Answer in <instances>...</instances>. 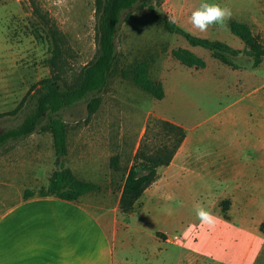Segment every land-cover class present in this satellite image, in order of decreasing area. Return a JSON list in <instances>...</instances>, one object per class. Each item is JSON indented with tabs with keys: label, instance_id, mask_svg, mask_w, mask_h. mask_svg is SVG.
<instances>
[{
	"label": "rangeland",
	"instance_id": "rangeland-1",
	"mask_svg": "<svg viewBox=\"0 0 264 264\" xmlns=\"http://www.w3.org/2000/svg\"><path fill=\"white\" fill-rule=\"evenodd\" d=\"M201 2L142 0L122 13L117 60L97 93L98 109L91 112L82 100L58 114L67 131L61 164L99 185L85 196L98 200L94 207L121 214L117 202L130 167L142 153L169 155L185 133L175 167L164 175L167 166L159 169L157 182L124 215L125 222L132 230L149 224L151 232L166 233L169 250L158 251L156 264H264V53L256 65L230 29L233 21L247 24L264 50V0H204L232 12L223 26L206 32L190 23ZM97 9V0H0V130L21 123L41 80L61 75L66 86L79 82L99 56ZM43 17L64 38L56 66L49 62V41L36 36L35 26L43 30L47 22ZM169 17L176 20L175 30L166 25ZM186 34L209 45H191ZM177 49L193 52L206 66L183 63L174 55ZM141 61L150 79L162 84L163 99L123 76ZM46 122L1 147L0 212L27 189L39 195L59 169L53 136L42 127ZM197 205L217 218L213 227L197 219ZM196 244L205 251L198 262H190L191 250L176 249Z\"/></svg>",
	"mask_w": 264,
	"mask_h": 264
},
{
	"label": "trees",
	"instance_id": "trees-1",
	"mask_svg": "<svg viewBox=\"0 0 264 264\" xmlns=\"http://www.w3.org/2000/svg\"><path fill=\"white\" fill-rule=\"evenodd\" d=\"M140 1L142 0H97L98 58L85 68L79 82L73 87L61 83V80H63L61 75H54L51 78L41 80L39 82L40 87H37L36 92L32 95L34 100L31 104L32 107L25 113L21 123L6 130H0L1 149L11 140L15 141L33 134L37 127L47 119L42 127L50 131L53 136L57 163L60 167L53 172L48 185L40 189V196H56L68 201H77L80 197L100 189L96 183L80 179L71 169L62 166V158L67 154V131L65 123L58 117V114L65 107L82 100L88 101V108L91 112L98 109L100 98L97 93L107 85L117 60L115 37L122 13L131 9ZM43 19L47 22H44L43 30L35 26L36 36L49 41L53 54L49 62L51 65L56 66L62 57L64 38L58 29L54 28V25H50L45 17ZM166 25L170 30L176 29L174 24L167 22ZM230 29L234 35L246 44L247 51L254 55L255 64H259L264 50L258 36H255L251 28L242 22L233 21ZM186 39L191 45L203 47L209 45L207 40L191 34H186ZM217 46L228 47L222 42H216L215 47ZM174 55L189 66H206L204 60L189 50L177 49L174 50ZM123 76L132 79L137 86L152 94L156 99L164 98L165 91L162 84L153 82L149 77L147 62L141 61L136 67L123 71ZM177 129L180 130V128ZM185 137L186 135L183 133L180 143L169 155L163 157L164 154H161V150L158 151L156 157H148L142 153L143 159L130 167L118 204L122 213L129 214L134 211L144 192L158 179L159 169L171 163ZM35 195V191L28 189L24 193L25 198ZM260 230L264 232V222L261 223Z\"/></svg>",
	"mask_w": 264,
	"mask_h": 264
},
{
	"label": "crops",
	"instance_id": "crops-1",
	"mask_svg": "<svg viewBox=\"0 0 264 264\" xmlns=\"http://www.w3.org/2000/svg\"><path fill=\"white\" fill-rule=\"evenodd\" d=\"M174 163L175 157L162 175L174 168ZM86 195L68 201L36 193L11 202L0 212V264H156L158 251L169 250L165 232L153 233L154 226L149 224L132 230L125 213L94 207L98 200L94 203ZM191 248L176 249L191 250V263L203 259L205 251L198 244Z\"/></svg>",
	"mask_w": 264,
	"mask_h": 264
},
{
	"label": "clouds",
	"instance_id": "clouds-1",
	"mask_svg": "<svg viewBox=\"0 0 264 264\" xmlns=\"http://www.w3.org/2000/svg\"><path fill=\"white\" fill-rule=\"evenodd\" d=\"M232 17L231 9L227 6H221L218 3H208L202 0L199 7L191 12L190 23L200 32H206L210 26L220 25L223 26L225 22ZM168 23L175 24L174 17H169ZM195 214L197 219L203 225L213 227L217 218L213 214L206 210L203 206H195Z\"/></svg>",
	"mask_w": 264,
	"mask_h": 264
}]
</instances>
